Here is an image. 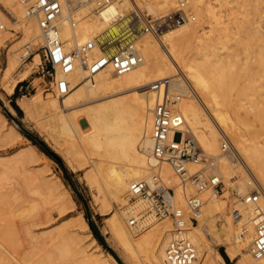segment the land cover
Returning <instances> with one entry per match:
<instances>
[{"label":"bare ground","instance_id":"obj_1","mask_svg":"<svg viewBox=\"0 0 264 264\" xmlns=\"http://www.w3.org/2000/svg\"><path fill=\"white\" fill-rule=\"evenodd\" d=\"M263 2L264 0H188V11L193 15L194 21L168 28L163 39L156 38L157 35L152 36L153 32L144 23L140 25L131 43H134L142 61L131 71L116 75L111 69L93 71L77 65L68 76L70 88L66 95L44 98L39 93L32 97L23 96L19 100V106L25 115L35 120L50 137L64 146L78 166L87 165L85 176L90 183L96 184L99 192H105V196L109 198L108 210L113 209L112 214L106 218L109 231L130 260H136L143 252L148 264H166V248L174 237L170 220L139 218L144 205L138 199L133 202L130 200L131 183L143 180L152 185L153 176L159 172L167 183L176 186L174 200L185 207V198L177 188L179 180L172 168L166 163L154 166L150 157L149 139L151 110L154 105V93L150 89L152 83L180 76L183 72L179 88L184 98L179 110L188 131L194 135L201 148L206 154L217 158L216 172L224 182L223 193L216 194L210 190L203 193V214L196 225L189 223L186 228L187 236L197 248V260L194 264H224L225 258L217 249L219 245L225 248L226 255L231 260L234 259L235 264H264V258L258 259L252 253L255 228L251 220L254 208L246 205L242 199L254 190L264 194V136L262 133L259 136L250 134L253 120H261L260 124H264V84L255 89L254 84L258 79L253 81L249 76L251 63L254 61L257 65H253L258 66L264 74V8H260ZM0 4L12 16L9 18L0 7V23L6 25V30L0 37V45L10 40L3 79L8 83L9 92L13 93L17 83L29 77L30 70L34 68L32 66L39 64L40 57L34 51V46L36 42L42 45L44 41L36 18L27 15L23 0H0ZM142 5L151 14L163 13L168 16L178 7V0H141ZM132 7L138 8L136 0H122V5L112 6L102 16L94 13L93 1L79 7L73 15L68 8H64L59 29L65 48L72 50L79 44L104 35L113 27L112 17L130 11ZM224 8H228V15L221 14ZM235 9L239 11L233 12ZM255 15H259V18H255ZM72 20L76 22L74 27ZM12 30L21 35L15 37L16 33ZM162 43L167 44V51L162 48ZM112 47L111 45L109 48ZM98 54V50L93 52L95 56ZM32 55L31 62L25 64ZM20 64H25L23 71L17 70ZM252 96L256 99L251 98ZM80 113L84 114L87 129L79 121ZM0 133L8 139L25 138L2 113ZM224 133L231 135L236 142L237 147L232 143L238 152L236 159L222 152L226 136ZM17 154L19 157L23 156L26 162H33L38 152L34 145L29 144ZM25 161L23 159L20 163L27 164ZM10 164L7 165L8 168ZM15 164H19L18 161ZM8 168L6 171L10 172ZM189 168L192 171L197 169L195 165H190ZM49 179H44L42 188L51 209H47L46 214L44 211L37 212L39 215L42 212L41 215L45 214L41 217L44 224L50 223L54 210L65 214L76 205L60 180ZM233 188L241 198L231 204V212L228 214ZM4 193H0V199H3L0 203L6 202L5 198L10 192L6 196ZM26 200L19 201L22 205L18 209L16 207L19 205L15 206L19 215L27 207L23 204ZM5 209L2 210L5 212ZM7 212L1 213L4 214L2 216L5 217ZM134 217H137L138 223L131 225ZM1 220L0 264H28L24 259L22 261L19 254V250H23V244L18 250L14 240L20 234L15 232V228L13 231L17 234L13 237V231L6 228L14 223L11 221L13 218L9 222L5 221L6 226L3 222L5 219ZM71 221L70 230L63 228L61 231L59 228L61 232L58 229L59 234L56 235L55 232L52 237L55 242L51 238L59 253L57 255L56 252V255L63 259L72 255L74 257L77 253L79 258L76 259L75 256L74 264H108L105 256L94 249L99 247L96 239L91 237L94 247L86 241L91 233L83 215L79 212ZM33 223L35 225L37 222L32 221ZM27 224L24 223L23 229ZM26 255L27 253L25 258ZM42 262L30 261V264Z\"/></svg>","mask_w":264,"mask_h":264},{"label":"built area","instance_id":"obj_2","mask_svg":"<svg viewBox=\"0 0 264 264\" xmlns=\"http://www.w3.org/2000/svg\"><path fill=\"white\" fill-rule=\"evenodd\" d=\"M94 2V13L102 16L112 6L122 5V0H23L28 16L37 20L44 44L36 51L40 62L36 73L44 79L45 91L55 95H66L70 88L68 76L79 65L87 70L111 69L114 74L122 75L135 68L142 57L131 43L142 23L154 34L158 35L162 27L171 28L194 21L188 11V0H178L177 10L162 17L153 24L143 20L133 11H124L111 19L112 29L104 35L94 37L72 50H67L61 38L59 22L64 8L71 15L77 13L79 7ZM5 14H11L0 4ZM73 19V18H72ZM126 22V23H125ZM76 22L72 20L74 27ZM6 30L5 23H0V37ZM113 46L111 49L110 46ZM99 51L97 56L94 51ZM180 76L163 78L152 83L150 89L154 93V105L151 110L152 125L150 133V157L155 167L168 164L178 177L177 188L185 198V207L175 202L176 186H168L159 172L153 176L150 185L146 181H135L129 187L130 200L143 202L144 208L139 218L151 217L158 221L170 220L173 224L174 237L166 248V264H194L197 260V248L187 236L189 223L196 224L203 214L205 205L203 193L210 190L216 194L222 193L224 182L217 169V158L206 154L197 139L185 124L179 105L183 93L179 88ZM31 84L21 86L24 92L29 91ZM222 143L224 155L237 158L238 152L230 139L225 136ZM236 154V157L234 155ZM195 165L196 170L189 166ZM193 188L194 190H191ZM243 202L254 208L251 222L255 228L252 244L253 255L264 258V194L254 190L245 195ZM138 223L137 217L131 219V225Z\"/></svg>","mask_w":264,"mask_h":264},{"label":"rangeland","instance_id":"obj_3","mask_svg":"<svg viewBox=\"0 0 264 264\" xmlns=\"http://www.w3.org/2000/svg\"><path fill=\"white\" fill-rule=\"evenodd\" d=\"M136 3L138 5V8L132 7L131 10L135 9L133 11H137V9H138L137 13L140 12L139 14L142 15L140 17L142 19L144 18L145 22H146V20L152 21L151 23L153 24V22L157 23L159 18L165 17V14H163V13H160L158 15L149 13L146 10V8H144L143 5L141 6V0H136ZM141 7H143V8H141ZM262 7L264 8V2L261 4L260 8H262ZM227 9L228 8H224L223 11L225 12V10H226V12L225 13L223 12L224 14L223 13H221V14L222 15H225V14L228 15L229 13H228ZM176 10H177V7L174 9L173 12H171V14H173ZM237 11H239V10H236V9L233 10V12H237ZM171 14H169V15H171ZM255 18H259V15H255ZM226 19H227V17H226ZM167 30H168L167 27H162L161 31L157 35L158 37H156V38L163 39ZM12 31L14 33H16L15 37H18L21 35L20 32H16L15 30H12ZM153 35L156 36V34H154V33L152 34V36ZM8 44H10V40H7L6 43L0 45V47L3 46L0 50V52H1V54H0V113H2L7 118L8 122L11 125H13L25 138L21 139L18 137H13V139L9 138L10 139L9 140L7 137H3V135H1L2 133H0V193L5 192L4 194L6 196L7 192H10L7 194V196L5 198L6 202L1 201V203H0V214L7 212V210H9L8 211L9 214L7 212V214H5V217L2 216L4 214H1L0 221H2L1 218L5 219V220H3V222H4V225L6 226L7 223H5V221L7 220V222H9L13 218V220H11V221H13L14 223L12 225L9 224L8 226H6V228H10L12 231L16 228L18 231L15 229V232H18V234H20V235L16 236L17 233H15L13 231V237L16 236L14 240L17 243L18 250L23 244V246H22L23 250L22 249L19 250L20 258L22 259L23 262L25 260L26 263H28V264H30V261L36 263L39 260L43 261L42 264L43 263L44 264H74L73 260L76 257H77L76 259L79 258V256H77V253H75L74 257H72L73 255L68 256L67 257L68 259L67 258H63V259L59 258V256H57L59 253L55 249L56 245L54 246L53 242H55V241H53L52 237H54L56 233H57L56 235H58L59 232H61L63 228L70 230L69 223H71L72 222L71 220H74L75 216H77L80 212L83 215V217L86 219L87 222L88 221L92 222L93 227H94V231H95V233H94V231L92 230V228L89 225V227H90L89 232L91 233V235L87 237L86 241H88V243H90L91 246L94 247L95 243H91V237H94L96 239V243L99 245V247H94V249L97 252H101L103 254V256H105L108 264H148V259L145 255V253H143V252L138 255L136 260H130L129 258H127L126 255L124 254L121 246L118 244V241L110 233L106 218L112 214L113 209L108 210L107 203H108L109 198L107 196H105V192H99L96 184L94 182L90 183L89 180L87 179V177L85 176L87 165L78 166L77 163L73 160V157L67 153L64 146H62L56 140H54L52 137H50L45 129H43L40 125H38L35 120H32L31 118L27 117L25 115L24 111L20 108L19 100L23 96L32 97L33 95L39 94V93L44 98H46L47 96L48 97L56 96L55 94H52L51 92L45 91V89H44L45 82H44V79L41 77V75L36 73L37 67L32 66L34 68H32L30 70L29 77H27L25 80L18 82L13 93L9 92L8 83L3 79V76H4L3 70L7 64V46H8ZM40 46H41V43L36 42V44L34 46V51H37L40 48ZM166 46H167L166 43H162V48L164 49V51L168 48V46L167 47ZM32 59H33V55L27 60V62L25 64L31 62ZM252 61H254V59ZM254 63L257 65L256 61L251 63L252 67H251V71L249 73L250 74L249 76L251 77L250 79L253 81H256L258 79L257 83L254 82V83H256V84H254V85H256L255 89H257V87L259 88L260 84H264V74L262 71H260L258 66L253 65ZM25 64H20L17 70L23 71ZM175 72H176V70H175ZM175 72L173 74H175ZM179 72L180 73L182 72L181 69H179ZM182 74H184V73L182 72L180 76H182ZM252 77H253V79H252ZM254 79H256V80H254ZM27 83L31 84V87H33V89L30 88L29 91L24 92L23 90H21V86H25ZM256 91L257 90H255V92ZM259 91H260V89H259ZM263 91H264V88H263ZM251 98L256 99L255 96H252ZM14 106H18L20 110L14 109ZM79 121L82 123V125L84 126L85 129L88 128V124L84 120V114L83 113H80ZM260 121L261 120H253L252 121V123H251L252 128L250 129V134H252V135L258 134V136H259V134L262 133L264 136V124H260L261 123ZM262 123H264V122H262ZM26 134L32 136L35 141L41 143V147L34 145L33 141L31 139H29L26 136ZM225 135L227 137H229L230 141H232V143H235L234 145L237 147L236 142H234L235 140L232 138V136L227 134V133L226 134L224 133V136ZM29 144L34 145L37 152H38V155L34 156V158L36 160H34L33 162L32 161L26 162L25 158L23 156L19 157V155L17 154V152L19 150H21V148H26V147H28ZM44 149L49 151L50 153H52L54 155V157L53 158L49 157L44 152ZM11 155H14V157H12ZM239 155L241 157L240 153H239ZM23 159H24L25 163H27V164H24V162H23L22 163L23 165H22L20 163L21 161H23ZM17 161L19 164H15ZM4 164H5V166H4ZM9 164H10V167L8 168ZM12 165H14V166H13V169L11 170L10 168L12 167ZM16 165H18V166H16ZM16 167H17V169H16ZM4 168H5V170H4ZM7 168L10 169V172H7L8 170L6 171ZM44 179H46V180L47 179H49V180H51V179L55 180L56 179V181L60 180L63 183V187L69 191L71 197L75 200V203H76L74 209L72 211H70L69 213L59 214L56 210H54L53 211V218H52L53 221L50 220V223H48L49 221H46V223H48V224H44V221L41 220V217L43 215H45L48 210L51 209L50 205L45 200L46 192L42 188V186H44L43 185ZM163 180L165 181V183L168 186H172V187L174 186L171 183L170 184L167 183V181L164 178H163ZM36 183L41 185L40 189L38 188L39 185H37ZM15 188H16V191H15ZM234 189L235 188H233V190H231L232 193H231V198L229 201V208L227 209L228 214H230V212H231V204L235 200H237L238 198H241L238 196L236 190H234ZM18 190H19V192H18ZM12 191H14L16 194L13 192L14 193V195H13ZM39 191H41V192H39ZM22 192H24V193H22ZM22 194H24V195H22ZM8 195H12L11 196L12 198ZM5 196H3V198ZM7 197H9V198H7ZM30 198H32V200ZM21 199H23V200L27 199L26 201H28V203L26 201H25V203L23 202V204L27 205V207L25 208L24 212L19 215L17 209L20 207V205H22L21 202H20L21 204L19 203V201H21ZM0 200H3V199H0ZM7 201L12 202V203L9 204ZM29 201H32V202L30 203ZM40 201H42L41 203L43 206H41ZM2 202H4V203H2ZM6 203H8L7 204L8 207H10V205H11L12 208L11 207L8 208ZM3 204H5L6 206L5 205L3 206ZM17 204L19 206H17L16 207L17 209H16L15 206ZM13 205H14V207H13ZM113 205L116 206L115 203H113ZM5 208H8V209H5ZM14 208L16 209V211H14L15 210ZM42 208H44V209L41 210ZM2 209L3 210L5 209V212ZM26 209H28V210H26ZM29 209L32 211H30ZM12 210H13V212H12ZM38 211H44L45 214L41 215L43 213L42 212L40 214L41 215L40 216L38 214L39 213ZM56 212L58 213V215ZM13 214H15V216ZM59 215H61V216H59ZM39 217H40V219H39ZM34 219H39V220L35 221ZM32 221L37 222L36 223L37 225L36 224L34 225V223L32 224ZM30 222H31V225H30ZM39 222H42V223H39ZM24 223H26V224L29 223V224L25 225L26 226L25 229H23ZM38 223H39V226H38ZM14 224H15V227H12V226H14ZM40 224H43V225H40ZM32 225H34V226H32ZM64 225L65 226L67 225V227H63ZM26 228H29V230ZM59 228L61 229V231ZM58 229H59V232H58ZM26 231H28V232L26 233ZM40 235H42V236H40ZM44 235H45V237H44ZM19 237H20V240H19ZM51 238H52L53 242L51 241ZM55 239H56V237H55ZM17 240H19V241H17ZM50 247H52V248H50ZM29 249H30V251H28ZM217 249L219 250L220 253H222V255L227 256L225 253V248L223 246L219 245V246H217ZM43 250H45V253L43 252ZM39 252H42V253H39ZM56 252H57V255H56ZM25 253H27L26 258H25ZM33 254H34V256H33ZM52 254H53V256H52ZM30 255H32V256H30ZM43 255H44V257H43ZM47 255L48 256L51 255L52 257L48 259ZM33 257H35V258L33 259ZM35 259H36V261H35ZM60 259L63 261L60 262L59 261ZM228 259H229L228 261L225 260L224 264H235L234 259L231 260L229 257H228Z\"/></svg>","mask_w":264,"mask_h":264},{"label":"trees","instance_id":"obj_4","mask_svg":"<svg viewBox=\"0 0 264 264\" xmlns=\"http://www.w3.org/2000/svg\"><path fill=\"white\" fill-rule=\"evenodd\" d=\"M14 109H16V110H20L18 106H14ZM26 136H27L29 139H31V140L33 141L34 145H37V146H40V147H41V143L35 141V140L33 139L32 136H30V135H28V134H26ZM44 152H45L49 157H52V158L54 157V155H53L52 153H50L49 151H47V150H45V149H44ZM88 223H89L90 227L92 228V230L94 231V227H93L92 222L88 221ZM94 233H95V231H94ZM223 256H224V258H225L226 261L229 260L227 256H225V255H223Z\"/></svg>","mask_w":264,"mask_h":264},{"label":"crops","instance_id":"obj_5","mask_svg":"<svg viewBox=\"0 0 264 264\" xmlns=\"http://www.w3.org/2000/svg\"><path fill=\"white\" fill-rule=\"evenodd\" d=\"M14 111V110H13Z\"/></svg>","mask_w":264,"mask_h":264}]
</instances>
